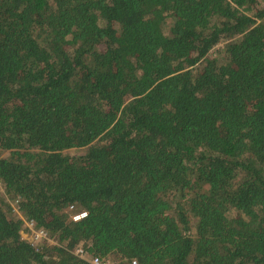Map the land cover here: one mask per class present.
I'll return each mask as SVG.
<instances>
[{
  "label": "trees",
  "instance_id": "trees-1",
  "mask_svg": "<svg viewBox=\"0 0 264 264\" xmlns=\"http://www.w3.org/2000/svg\"><path fill=\"white\" fill-rule=\"evenodd\" d=\"M0 182V264H264V0H0Z\"/></svg>",
  "mask_w": 264,
  "mask_h": 264
},
{
  "label": "built area",
  "instance_id": "built-area-1",
  "mask_svg": "<svg viewBox=\"0 0 264 264\" xmlns=\"http://www.w3.org/2000/svg\"><path fill=\"white\" fill-rule=\"evenodd\" d=\"M1 191H3V187L0 182V192ZM14 208L16 209V212L19 214V216L23 218L25 222V226L28 229L23 233L24 238L32 242V244L35 246H38L42 243H47V242L52 241L48 232L45 229L37 227V224L34 220L25 219L21 215V213L18 211V208L17 207H14ZM70 209H73V207H70ZM86 216H87V212H81V213H77L73 215L72 218L75 221H77ZM75 254L79 256L80 258L91 260L93 264H114L111 262L110 258H100V257L89 256L85 248H83L82 246H79L78 248H76ZM133 264H137V262L135 261Z\"/></svg>",
  "mask_w": 264,
  "mask_h": 264
},
{
  "label": "rangeland",
  "instance_id": "rangeland-1",
  "mask_svg": "<svg viewBox=\"0 0 264 264\" xmlns=\"http://www.w3.org/2000/svg\"><path fill=\"white\" fill-rule=\"evenodd\" d=\"M221 46H223V44H221L220 46H217V47L212 51V53L215 54V52H216V51L219 49V47H221ZM81 152H83V149H71V150L68 151V153H71V154H78V153H81ZM4 191H5V188L3 187V191L0 192V195H1V194H4ZM11 201H12V200H11ZM12 205H13V207H17L14 203H13ZM14 211L16 212V209H15V208H14ZM16 213H17V212H16ZM110 260H111L112 263L116 264V262H115L114 260H112L111 258H110Z\"/></svg>",
  "mask_w": 264,
  "mask_h": 264
}]
</instances>
